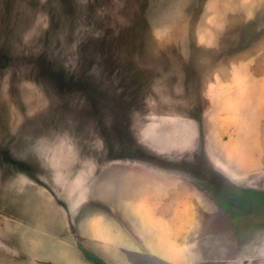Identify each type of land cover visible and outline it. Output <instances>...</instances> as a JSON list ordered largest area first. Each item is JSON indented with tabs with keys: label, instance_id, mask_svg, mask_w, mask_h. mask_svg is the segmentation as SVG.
Segmentation results:
<instances>
[{
	"label": "rangeland",
	"instance_id": "374dc122",
	"mask_svg": "<svg viewBox=\"0 0 264 264\" xmlns=\"http://www.w3.org/2000/svg\"><path fill=\"white\" fill-rule=\"evenodd\" d=\"M263 103L264 0H0V264H264Z\"/></svg>",
	"mask_w": 264,
	"mask_h": 264
},
{
	"label": "trees",
	"instance_id": "16d2710c",
	"mask_svg": "<svg viewBox=\"0 0 264 264\" xmlns=\"http://www.w3.org/2000/svg\"><path fill=\"white\" fill-rule=\"evenodd\" d=\"M88 258L92 259L96 264H102L101 260L94 256H89Z\"/></svg>",
	"mask_w": 264,
	"mask_h": 264
},
{
	"label": "crops",
	"instance_id": "0c3cea01",
	"mask_svg": "<svg viewBox=\"0 0 264 264\" xmlns=\"http://www.w3.org/2000/svg\"><path fill=\"white\" fill-rule=\"evenodd\" d=\"M261 104H262V102H261ZM264 104V103H263Z\"/></svg>",
	"mask_w": 264,
	"mask_h": 264
}]
</instances>
